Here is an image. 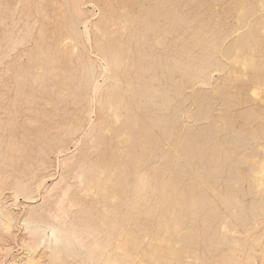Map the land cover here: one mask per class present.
Here are the masks:
<instances>
[{
	"label": "bare ground",
	"instance_id": "obj_1",
	"mask_svg": "<svg viewBox=\"0 0 264 264\" xmlns=\"http://www.w3.org/2000/svg\"><path fill=\"white\" fill-rule=\"evenodd\" d=\"M9 1L0 0V65L3 64L0 67V264H243L240 261L241 257L234 254L235 251L240 253L246 251L245 264L248 262L255 264L252 246L247 247L246 244L238 246L234 244L235 249L230 248L231 254L216 255L221 244L227 245V248L232 245L226 234L227 229H233H229V222L223 223V227L220 226L223 230L225 229V233L221 230L222 234L218 236L217 232L212 231V236H209L208 221L213 217L214 210L208 207L210 203L206 195L209 189L215 190V188L210 186V183L206 185L205 178L214 170L212 168H215L213 165L218 162V157L208 156L209 160L214 161H208L209 166L198 167L193 176L194 183H192V176L187 183H183L178 177H172L170 172L167 178H164L166 169L168 170L173 162L179 173H182L185 168L192 170V159L195 156L192 155V140L186 136L178 138L169 153L156 155V147L163 140L150 138L149 132L153 127L162 128L164 140H166L171 135V124L166 121V118L161 122L157 117L158 120L149 118L152 124H147L145 120L137 116L138 111L150 112L153 115L163 111L166 113L170 109H175L177 116L179 115V107L173 105L174 98L169 89L164 90L159 85L153 84L159 78L156 74V66L137 65L131 58V54L135 52L133 46L125 45L127 48H124V52L120 48L123 55H120L117 49L109 52L104 45L105 48H100L97 45L104 43L100 42L103 36L99 38L100 40L97 41L99 43L96 45L98 51L102 49L100 53L102 51L104 53L100 56L102 64L99 63V65L89 57L84 60V63L81 61L83 77L79 84L74 85L72 91L68 89L74 84L71 73L62 84L63 88L56 92L53 86H49V82L53 81L52 78L56 77L55 56L44 55L45 53L38 55L40 59L35 66H32L33 72L29 74L25 72L28 69L25 71L21 69V60L25 54L28 56L32 47H26V43L32 38L33 24L38 20L35 18L31 22L28 21L30 16L23 10L12 8L13 5H9ZM66 1L75 19L68 23L69 33L74 34L76 38L88 39L89 32L97 30L99 24L101 26L102 17L90 28L89 22L83 20L81 22L83 30H80L76 20L85 15L83 3L81 0ZM25 2L28 3V0H15L14 5H23ZM103 5L106 6V4ZM111 9L107 6L101 10L103 14L106 12L112 14ZM5 14L10 16H3ZM102 16L104 18L105 15ZM120 16L123 19L114 22L113 27L128 30L132 34L140 30V27L135 26L134 19H127L128 15L125 12H122ZM23 17L27 21L19 27L17 22ZM42 19L47 20V16H43ZM174 20L177 25L185 23L182 17H176ZM150 28L147 25L143 26L142 31L152 30ZM38 32L36 31L37 34ZM69 39L71 38L65 37L58 40L57 46H65V41ZM130 39L132 41V38ZM193 39L194 48H199L198 52L193 53L192 48L187 46L190 43L184 42L181 45V53L174 61L172 68L176 69L187 83L193 85L192 82L195 81L207 86L211 82L210 74L213 73H210V69L217 48L207 34H200L199 29ZM145 41V37L142 36L133 43L136 46L139 43L143 48L147 44ZM34 42L38 43L37 40ZM202 44L205 48L201 47ZM136 50L137 57L143 60L146 55H143L140 48ZM108 52L110 58L107 57ZM122 56L125 58L122 59ZM70 57L72 58V54ZM39 61L46 64L48 70ZM165 69L171 71L169 66H165ZM163 72L164 70L161 69L160 75H164ZM130 74H133L134 80L121 79V76L130 77ZM27 75L30 78H27ZM99 77H102L103 84L99 83ZM109 79L113 83L109 88L111 92L103 96L102 88ZM182 86L181 83L175 87L174 96L181 95ZM52 93L56 95L55 98L50 97ZM76 93H80V97L75 96ZM89 93L91 95H88ZM72 96V101L68 103L75 106V119L67 125L62 122L64 125L60 126L53 118H56L60 112L68 113L67 107H60L59 103H67V98ZM262 101L264 104V99ZM93 102H97L100 113L99 118L97 117L98 131L104 135L110 133L119 151L111 154L108 159L100 156L93 161H90L86 155L81 159L67 156L68 139L71 143L78 144L76 139L79 131L83 127H87V131L91 130L97 125L90 119V114L92 115L94 111L89 105ZM34 114H40L41 117L45 115L43 118L46 121L48 117L58 126L50 127L49 130L45 129V132L40 127L45 125L44 121L41 122L43 118L40 120L35 117L34 119L32 117ZM36 125L40 129L32 131V126ZM86 134L85 131L83 135ZM33 144L36 148L30 146ZM97 147L96 140L95 144L91 145V149ZM203 151V149L199 150L200 158L203 157ZM50 155H54L56 159L62 158L59 167L64 173L56 183L48 187L46 183L52 176L49 172ZM241 156L244 157L243 154ZM157 158L161 160L160 168L154 170L152 165L148 166V163ZM224 160L225 158L221 161L226 163L227 160ZM260 164L259 166L253 164L249 171L250 180L254 182L253 185L256 183V190L253 188L255 194L257 193L255 191L262 190V193L264 191L262 178L264 165ZM217 170L219 169H215L214 172ZM69 175L74 181L60 187ZM4 188L11 191L14 204L19 196L24 199L23 202L26 205L34 204L37 200L34 199L35 194H40L39 190H42L40 194L42 202L37 206L38 208L29 206L25 215L17 218V214L12 209L14 204H10V199L1 197ZM233 188L236 190V187ZM220 201L230 208L234 221L241 225L247 222L245 216L238 211L240 206L234 195L223 196ZM17 219L24 226V234L17 243L22 256L7 259L9 252L14 249L10 247L8 239L15 236L14 223ZM253 223L257 228L264 223V208L259 209ZM201 229L202 232H199ZM198 240L206 243L208 241L206 247L209 251L211 250L209 252L211 256L203 257V254L201 256L192 250V245H196ZM253 244L260 246L264 252V234L255 237Z\"/></svg>",
	"mask_w": 264,
	"mask_h": 264
},
{
	"label": "rangeland",
	"instance_id": "obj_2",
	"mask_svg": "<svg viewBox=\"0 0 264 264\" xmlns=\"http://www.w3.org/2000/svg\"><path fill=\"white\" fill-rule=\"evenodd\" d=\"M103 1L81 0V2L83 3L82 7L85 15L76 20L78 29L83 30L81 25V22L83 20H87V22H89L88 27L90 28V26L97 22L101 17L103 18L102 15H105L103 18L104 20L107 18L105 21H103V19L101 18V26L99 24L97 30H91L89 32V38L86 39L84 37L76 38L74 34L69 33V30L67 28L68 23L73 22L75 19L73 18V14L70 11L66 0H28V3L25 2V4L23 5L16 4V6L14 5L15 0H10L8 4L13 5L12 8L23 10L25 14L30 16L28 21L31 22L35 18L38 20L35 24H33L32 38H30L26 43V47H32L30 49L31 51L28 53V56L27 54H25L23 56L25 59L22 57L23 59L21 60V69H23L24 71L28 69L25 72L26 74H29V72H33L32 66H35L38 63L37 60L40 59L39 56L42 55V53H45L44 55L55 56L57 59V70H55L56 80L52 78L53 81L49 82V86H53L56 92L59 91L61 88H63L62 84L65 83V79L72 73L74 84L68 88L72 91L74 88L73 86L78 85L79 81L83 77V73L81 72L80 67L81 61L84 63V60H87V58L89 57L91 60L98 62V64H102V61H100L102 57L100 56H102L104 53L103 51L100 53V50H102L100 49L101 47L103 48L104 46H107L106 49L108 48L107 50L109 52L117 49V52H120V55H123L120 48H122L124 52V48H127L126 46H133L135 52L133 51V53L131 54L132 60L137 65L152 64L154 67L156 66V74L159 78L157 81H154L153 84L155 86L159 85L160 88H163L164 90L169 89L168 91L174 98L173 105L179 107L178 116L175 109H170L166 113L163 111V114L157 112L153 115L150 114V112L145 111L137 112V116L145 120L147 124H152L151 120L158 119L162 122L164 118H166V121L171 124L170 128L172 136L170 135V137L166 140H164L165 137L163 135L164 133L162 131V128L153 127L150 131L151 133L149 132L150 138L158 139L159 141L163 140V142L156 147V155H162L164 152L169 153L173 148L172 145L175 144V142H177V139L181 138L182 136L189 137L192 140V155L195 156L192 159V170L185 168L182 173H179L176 171V165L173 162L169 165L168 170L166 169L164 178H167L170 172L172 177H178L183 181V183H187L189 178L192 176V183H194L193 176L196 173L195 171L201 166H209L210 162L208 161H214L212 159L209 160L208 156L218 157L219 160L218 162H216V165H211L215 167L212 169L219 170L215 171V173L214 170L211 169L213 174L210 171L211 174L205 178L206 185H209L208 183H210V186L215 188V190L209 189L206 195V198L210 203L208 207L214 210L213 217L208 221L210 225L209 236H212V231H214L215 233L217 232L216 234L218 236L222 234L221 230L224 231L223 233L227 231L226 234L232 244H230L232 247L230 246L227 248V245L225 246L221 244L220 250L216 252V255L220 256L224 254H231L230 248L234 250L236 244L237 246L246 244L247 247L252 246L254 253V263L263 264L264 252H262V248L260 246H255L253 244V241L255 237L262 236L264 234V223L261 226L259 225V227L257 228V226L253 222L254 219L257 218V212L259 211V209L264 208V191L263 193L262 190L255 191L259 193H256L257 195L254 193L253 190H256V183L255 185H253L254 182L250 180L251 177L249 171L251 169L250 167L253 166V164H255V166H259L260 163L264 165V152L262 151L264 150V104L262 101L264 99V0ZM29 3H31V5H29ZM103 4H106V6ZM107 6L112 8V14H109L108 12L103 14V11L101 9L104 10L105 8H107ZM28 8L30 9L27 10ZM122 12H125L128 15V20L134 19L133 21L135 22V26L140 27V30L137 33L132 34V32L128 30L124 31L120 30V28H115L112 26L114 22L121 21L123 19L122 16H120ZM3 16L10 15L5 14ZM43 16H47V20L42 19ZM176 17H182L185 23L181 24L182 26L177 25L176 23H174V19ZM24 21L26 22L27 20H24L23 17L17 22V25L21 27L22 24L24 25ZM104 22H106L107 24L105 25ZM9 23L10 22H8V24ZM146 25L149 28L151 27L153 32L152 30H148L145 32L142 31L143 26ZM112 28L113 33L115 32L114 34L112 33ZM114 29L117 30L115 31ZM198 29L200 31V34H207L209 39L217 48L215 49L217 51L215 53L213 65L210 69V73H213L210 74V76L212 75L210 77L211 82L207 86L196 83L195 81L192 82L193 85L187 83L185 79H182L180 73L176 69L172 68L174 61L178 58L179 53H181V45L184 42L190 43V45L187 46L188 48H192L193 53L198 52L197 49L199 48H194L195 42L193 39L195 33H198ZM36 31H39L38 34L36 33ZM193 31H195V33ZM39 34L43 36L40 37ZM142 36L145 37V42L147 43L145 46L148 45V47L143 46V48H141L139 43L137 44V46L135 45L139 37ZM65 37H69L71 39L65 41V46H57L58 40ZM102 37L103 39L100 40L99 38ZM130 38H132V41ZM35 40L38 41L37 44H35ZM98 40H100V42H104L105 44L102 43L101 45L100 43V45H97V43H99L97 42ZM133 40L135 41V43H133ZM96 45L100 46L99 51ZM201 47L205 48V45L202 44ZM137 48H140V50L143 52V55H146L143 60L137 57ZM109 52L107 54V57L110 58L111 56ZM106 53L107 52H105V54ZM71 54L72 58L70 57ZM124 58L125 56H122V59ZM40 64L44 67H47V65L42 62ZM161 65L163 66L161 67ZM2 66L3 64L0 65V67ZM165 66L171 67V71L166 70ZM160 68L162 69V71L164 70V75H160ZM132 76L133 74H130V77L121 76V79L123 81H126L128 79L134 80V77ZM27 78H30V76L27 75ZM98 81L99 83L102 82L101 84H103L102 77H99ZM181 83L183 84L181 95L179 97L177 95L174 96L175 87ZM112 84L113 83L110 81V79L104 83V86L102 88L103 96L111 92V89L109 88H111ZM79 95L80 93L75 94V96L77 97H80ZM88 95L91 94L89 93ZM50 97L55 98L56 95L52 93ZM72 98L73 96L68 97L67 103L58 101L61 103H59L60 107L66 106L68 109V113L64 112V114L60 112V114H57L56 118H53V120H55V122L60 126H63V123L67 125L75 119V106L72 103H68L69 101H72ZM96 103L97 102H93L92 104L90 103L89 106L92 107L94 111L92 112L93 116L90 114V119L97 125H95V128L91 129L93 131H87V127H83L82 130L79 131V135L76 139L77 143L79 142V146L78 144L71 143L69 139L68 141L67 139H65V141H67L68 143L66 144L67 156H75V158L81 159L86 155L88 156L90 161H93L100 156L108 159L111 154L119 151L117 143H115L116 141L111 137L110 133H108V135L107 133H105L104 135L98 131L97 117L99 118L100 113L98 104L96 105ZM185 111L187 113H184ZM49 115V117H51V114ZM174 115L176 116L173 118ZM32 117L34 119L35 117H37L36 119H42L43 117L45 118V115L41 117L40 114H34L32 115ZM156 117L158 119H156ZM170 117L173 119H171ZM44 118L40 120L41 122L44 121L43 124L45 125H41L40 127L45 132L47 129L49 130L50 127L58 126L57 124L55 125L52 121H50L48 117H46L48 121H46ZM149 118L151 120H148ZM32 127V131H34L35 129H40L38 125ZM85 131L87 134L83 135L85 134ZM38 139L39 137L35 140L38 141ZM94 140H97L98 142V147L96 148L97 150L91 149V145L93 143L95 144ZM30 146L36 148L35 144ZM201 148L204 150L202 158L199 157V150H202ZM71 149L73 152L71 151ZM173 154L175 153L173 152ZM242 154L244 157L241 156ZM224 158L225 160H227H224L226 163L221 161ZM61 159L62 158L56 159L54 155H50L51 167L49 169V172L52 176L50 177L49 182L46 183V186H52L64 173L61 167H59ZM55 160L57 162H55ZM98 160L99 159H97V161ZM244 161L248 163H245ZM160 163L161 160L157 158L150 161L148 163V166L152 165V169L156 170L158 167L160 168ZM218 165H220L221 168ZM239 169L241 173L239 172ZM232 175L233 177H231ZM70 176L71 175L65 178V181L60 185V187L64 186L65 183L68 184L74 181ZM262 178L264 179V177ZM237 185L240 187H238ZM233 187H236V190ZM58 190L59 189H57V191ZM2 191L3 193L1 197L6 198L7 200L10 199V204H14L15 201L11 197V191L5 188ZM41 192L42 190H39L40 194ZM40 194H35L34 199H37L39 201L36 200V202L31 205H26L23 202L24 199L19 196L14 206L12 205V209L18 216L17 218L24 216L29 206L38 208L37 206L42 202V196ZM230 194L236 197V200L240 206V210L238 211H240V214H243V216H245V219L247 220L244 225H241L234 221V218L232 216L233 213L230 208L225 206L220 201L223 196H227ZM36 196L38 198H36ZM228 222L230 223L229 229H233H227L225 231V229L223 230L222 228H220V226L223 227V223ZM15 223V236L11 239H8L10 241L8 242L12 249H15L16 247V251L14 249L11 250V252H9L10 255H8L7 259H14L19 255L22 256L21 250L19 249V244L17 243L24 234V226L18 219L15 221ZM255 226L257 229H254ZM199 232H202V229ZM233 234L237 235L238 237L234 236ZM240 235L242 236L241 238ZM219 241L222 242L221 239H219ZM207 243L198 240L196 242V245H192V250H195L201 256L203 254V257H209L212 254L209 253L211 250L209 251L206 247ZM239 253L240 252L238 251L234 252L235 255L241 257V263L245 264V256H247V252L245 251L241 252L240 254ZM248 264L250 263L248 262Z\"/></svg>",
	"mask_w": 264,
	"mask_h": 264
}]
</instances>
